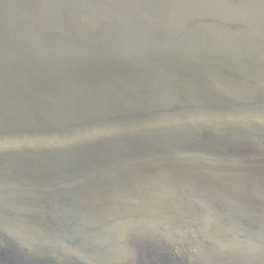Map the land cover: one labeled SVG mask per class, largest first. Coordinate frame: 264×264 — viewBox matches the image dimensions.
Instances as JSON below:
<instances>
[{"label": "water", "instance_id": "95a60500", "mask_svg": "<svg viewBox=\"0 0 264 264\" xmlns=\"http://www.w3.org/2000/svg\"><path fill=\"white\" fill-rule=\"evenodd\" d=\"M0 264H264V0H0Z\"/></svg>", "mask_w": 264, "mask_h": 264}]
</instances>
